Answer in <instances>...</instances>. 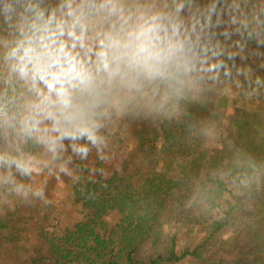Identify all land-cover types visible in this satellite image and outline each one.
<instances>
[{
    "label": "clouds",
    "instance_id": "clouds-1",
    "mask_svg": "<svg viewBox=\"0 0 264 264\" xmlns=\"http://www.w3.org/2000/svg\"><path fill=\"white\" fill-rule=\"evenodd\" d=\"M187 3L181 16L185 0H0V185L9 186L7 196L30 191L51 203L24 178L45 169L57 181L61 173L71 177L66 164L93 150L103 160L114 121L134 110L171 120L221 67L228 76V62L253 38L264 44V0H195V11ZM202 136L215 139V131ZM209 179L194 183L186 208L209 214L221 185L251 207L253 191L264 190V160L237 148L230 166Z\"/></svg>",
    "mask_w": 264,
    "mask_h": 264
},
{
    "label": "trees",
    "instance_id": "trees-1",
    "mask_svg": "<svg viewBox=\"0 0 264 264\" xmlns=\"http://www.w3.org/2000/svg\"><path fill=\"white\" fill-rule=\"evenodd\" d=\"M189 7L185 0L181 16ZM241 56L228 62V76L221 67L180 101L171 120L134 110L114 121L103 160L93 150L66 164L71 177L57 181L45 169L39 183L24 178L51 203L30 191L7 196L0 185V264H240L233 252L264 264V190L248 207L221 185L209 214L185 207L194 183H212L237 148L264 160V44L253 38ZM209 129L215 139L202 136ZM219 253L226 258L210 260Z\"/></svg>",
    "mask_w": 264,
    "mask_h": 264
},
{
    "label": "rangeland",
    "instance_id": "rangeland-1",
    "mask_svg": "<svg viewBox=\"0 0 264 264\" xmlns=\"http://www.w3.org/2000/svg\"><path fill=\"white\" fill-rule=\"evenodd\" d=\"M187 13H185L184 15H186ZM234 38L235 37V33H232L231 32V30H230V38ZM40 174V173H39ZM39 174H36V175H34V178L35 179H37L36 180V183H39L40 181L39 180H41V179H39L38 177H39ZM61 183V182H60ZM61 187H63L64 189H66V187L64 186V185H62ZM43 197L45 198V199H48V200H50V198H51V196L49 195V194H44L43 195ZM243 209H245V208H243ZM241 254H242V252L241 253H239V252H233L232 254H231V259L233 258V259H238V260H240L239 261V263L240 264H248V261H247V258H245V259H243V258H235V257H240L241 256ZM218 258H226V256L224 255V254H221V253H219L218 255H216V256H213V257H210V260H215V261H218Z\"/></svg>",
    "mask_w": 264,
    "mask_h": 264
}]
</instances>
